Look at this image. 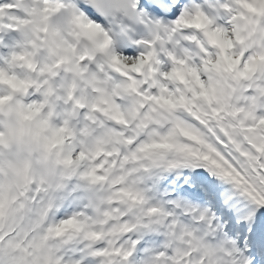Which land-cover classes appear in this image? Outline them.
I'll return each instance as SVG.
<instances>
[{
	"label": "snow or ice",
	"instance_id": "1",
	"mask_svg": "<svg viewBox=\"0 0 264 264\" xmlns=\"http://www.w3.org/2000/svg\"><path fill=\"white\" fill-rule=\"evenodd\" d=\"M0 264H264V0H0Z\"/></svg>",
	"mask_w": 264,
	"mask_h": 264
}]
</instances>
